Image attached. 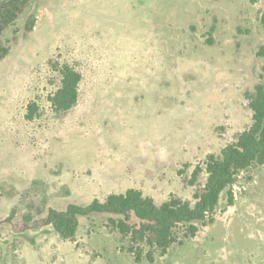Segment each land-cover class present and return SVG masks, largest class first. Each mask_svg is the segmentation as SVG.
Segmentation results:
<instances>
[{
    "label": "rangeland",
    "instance_id": "1",
    "mask_svg": "<svg viewBox=\"0 0 264 264\" xmlns=\"http://www.w3.org/2000/svg\"><path fill=\"white\" fill-rule=\"evenodd\" d=\"M263 15L264 0H34L3 35L0 264H264V165L151 259L111 216L81 218L73 240L41 226L51 209L131 189L194 206L209 156L253 124ZM63 65L82 80L76 107L57 113Z\"/></svg>",
    "mask_w": 264,
    "mask_h": 264
},
{
    "label": "trees",
    "instance_id": "2",
    "mask_svg": "<svg viewBox=\"0 0 264 264\" xmlns=\"http://www.w3.org/2000/svg\"><path fill=\"white\" fill-rule=\"evenodd\" d=\"M33 1H0V62L10 53L9 46L3 42L5 31L16 23ZM35 20L32 16L28 19L27 31L34 29ZM261 23L264 28V15ZM258 55L264 58V46ZM58 70L61 87L50 98V102L55 112L67 113L78 103L82 76L69 65H63ZM249 107L253 114L252 126L240 134L235 143L227 146L220 156H209L206 163L207 182L201 193L195 196L194 206L177 197H171L157 205L153 199L131 189L123 195H110L104 202L95 200L88 206L70 205L65 211L51 209L41 226H51L61 238L73 240L81 218L107 215L111 216L110 223L129 238L133 246L130 250L138 258L145 249H148L150 259L155 251L166 254L171 246L179 242L182 229L184 237L196 236L198 228L195 223L204 222L215 211L224 193H227L232 202V189L242 172L264 165L263 85H257L254 93L249 96ZM29 110L27 119L32 121L37 108L31 105ZM199 171L200 169L195 172L194 178ZM32 227L30 225L29 229Z\"/></svg>",
    "mask_w": 264,
    "mask_h": 264
}]
</instances>
